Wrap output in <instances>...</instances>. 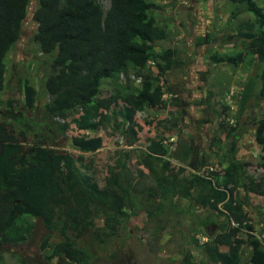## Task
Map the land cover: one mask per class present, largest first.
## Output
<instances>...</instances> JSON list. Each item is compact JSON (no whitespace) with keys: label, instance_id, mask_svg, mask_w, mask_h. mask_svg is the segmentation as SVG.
I'll use <instances>...</instances> for the list:
<instances>
[{"label":"trees","instance_id":"1","mask_svg":"<svg viewBox=\"0 0 264 264\" xmlns=\"http://www.w3.org/2000/svg\"><path fill=\"white\" fill-rule=\"evenodd\" d=\"M227 1L237 4L232 12L234 19L242 11L254 14V20H244L235 29L238 37L247 41L251 53L264 62V5L258 0ZM32 2L0 0V94L6 87L7 57L30 19L37 24L32 39L48 64L43 79L50 100L43 106L44 117L64 118L65 122L58 121L60 133L65 135L76 129L73 144L84 153H94L103 146V130L108 122L120 125L130 144L140 142L146 146L135 155L132 152L136 149L118 151L119 157L108 168L107 180L100 186L90 156L54 148L39 133H35L39 138L27 147L25 129L17 130L0 118V245L29 241L35 230L33 218L39 217L48 229L59 231L62 237L54 246L52 234L43 238L41 248L52 249L49 258L63 256L70 263L91 264L92 254L86 247L78 246L70 233L80 237L96 225L95 217L104 213L103 231L109 236L117 231L115 221H127L139 213V204L152 219L166 213L168 205L174 206L175 198L183 195L216 216V223L221 226L212 242L203 243L197 227L191 233V242L204 247L212 261L243 264L247 247L250 256L245 264H264V239L254 233L245 207L249 200L242 195V191L260 192L264 174L252 169V161L238 156L236 140L225 142L238 137V121L222 125L224 130L209 145L217 150L211 155L215 164L213 160L206 168L203 164L191 179L181 177L179 172L186 174L185 168L179 167L176 173L168 171L174 167V160H190V142H174L159 133L160 128L148 139L139 137L143 127L137 121V113L181 103V96H172V100L164 97L163 78L174 68L173 57L177 55L174 49H157V44L168 38L169 29L155 15L156 0H36L31 9ZM241 54L240 49L235 54L218 52L210 58L214 63L237 64ZM179 63L182 64L181 59ZM106 84L109 89L104 93ZM257 84V97L264 98V69L259 78H251L244 86L238 101L239 115L249 109L250 100L256 97ZM208 92L212 104L216 91L213 87ZM24 94L26 106L35 108L39 90L28 78ZM219 113L227 120L226 115ZM19 114L27 122L31 120L27 114ZM171 124L173 131L182 133L179 116ZM254 124L261 153L258 167H264V117ZM134 156L146 170L141 169V173L153 181L145 200L142 195L147 189H136L141 175L129 166ZM211 223L206 218L199 225L212 231Z\"/></svg>","mask_w":264,"mask_h":264},{"label":"rangeland","instance_id":"2","mask_svg":"<svg viewBox=\"0 0 264 264\" xmlns=\"http://www.w3.org/2000/svg\"><path fill=\"white\" fill-rule=\"evenodd\" d=\"M258 1L264 5L263 0ZM156 4L154 12L157 19L160 23L167 24L169 29L168 38L160 41L157 49H174L177 55L173 57L176 61L174 68L163 78L166 83L164 97L172 100V96H181V103L180 106L171 104L167 109H149L137 113V121L143 127L139 137L148 139L160 128L159 133L174 142L179 139L190 142V160L186 163L174 160V167L168 171L176 173L179 167L185 168L186 174L179 172L181 177L188 176L191 179L194 173H199L203 164L206 168L213 160L211 155L217 150L209 145L224 130L222 125L227 121L230 124L238 121V137L232 136L228 138L230 140L225 139V142L236 140L238 156L245 155L252 161V169L264 174V167H258L261 153L258 157L253 153L257 151L258 145L254 134L257 125L254 122L264 117V98L257 97L260 95L258 84L254 93L256 97L250 100L249 109L242 115L238 114V101L244 86L251 78H259L264 69V62L251 53L247 41L238 37L235 29L237 24L244 20H254V14L242 11L234 19L232 12L237 4L227 0H156ZM35 6L36 0H33L31 9ZM36 30L37 24L28 19L17 46L7 57L6 87L0 94V118L15 125L17 130L25 129L28 139L24 144L27 147L39 138L35 136V133H39L40 138L45 136L47 144L54 148L90 156L96 167L98 184L102 186L107 180L108 168L120 155L118 151L136 149L132 152L135 155L146 145L140 142L130 144V139L127 140L119 129L120 125L108 122L103 130V146L94 153H84L73 144L72 138L77 132L76 129L65 135L60 133L57 125L59 122H65L64 118L44 117L43 106L50 100L43 79L48 64L32 39ZM240 49L243 50V55H240L237 64L214 63L210 58L215 53L218 55V52L235 54ZM180 59L182 64L179 63ZM27 78L39 90L36 107L33 109H29L25 104L24 84ZM132 78L138 83L135 74H132ZM213 87L216 95L211 104L208 91ZM108 89L107 84L104 85V93ZM219 111L227 116V120L222 118ZM20 112L27 114L31 120L27 122ZM178 116L183 126L181 134L173 131L171 124ZM215 146L218 148V144ZM213 161L215 164V160ZM129 166L136 170L135 174L141 175L136 189L140 192L147 189L142 195L145 200L153 181L150 176L141 173L143 168L136 156L132 158ZM259 188L261 191L258 193L242 191V195L249 200L245 207L249 211V222L256 230L254 233L264 239V233H261L264 227V186ZM138 206L140 208L137 215L127 221H115L117 231L109 234L110 237L103 231L104 213H99L95 217L96 225L89 227L80 237H76L74 232L70 233L78 246L86 247L92 254L91 264H219L211 260L204 247H197L191 242L194 227L199 228L200 232L197 234L206 237V242H212L211 238L217 237L221 232V226L216 223V216L201 208L199 203L189 201L181 195L175 198L176 209L168 205L166 213L152 219L148 217L142 204ZM206 218L212 222V231H206L199 225V222ZM33 221L35 230L29 241L12 247L0 246V264H73L63 256L49 258L52 249L41 248L43 238L52 234L51 242L54 246L62 237L59 231L48 229L42 218L34 217ZM106 231L110 232V229ZM210 232L212 235H208ZM243 235L246 237V233ZM7 248L11 251L7 252ZM249 256L250 248L245 247L243 264L248 261Z\"/></svg>","mask_w":264,"mask_h":264},{"label":"crops","instance_id":"3","mask_svg":"<svg viewBox=\"0 0 264 264\" xmlns=\"http://www.w3.org/2000/svg\"><path fill=\"white\" fill-rule=\"evenodd\" d=\"M254 153V156H257L258 157V155H259V153H260V146L259 145H257V151L256 152H253ZM241 157H243V158H245V159H247V157L244 155V156H241ZM248 160V159H247ZM16 245V244H15ZM2 248H4V247H12V246H14L13 244H10V245H0ZM7 252H10L11 250L10 249H8L7 248V250H6ZM2 253H3V251H1ZM10 254H12V253H10ZM22 262H24L25 263V261L24 260H22Z\"/></svg>","mask_w":264,"mask_h":264},{"label":"built area","instance_id":"4","mask_svg":"<svg viewBox=\"0 0 264 264\" xmlns=\"http://www.w3.org/2000/svg\"><path fill=\"white\" fill-rule=\"evenodd\" d=\"M198 237H200V239H201L202 242L206 241V237H203V236H201L199 234H198Z\"/></svg>","mask_w":264,"mask_h":264},{"label":"clouds","instance_id":"5","mask_svg":"<svg viewBox=\"0 0 264 264\" xmlns=\"http://www.w3.org/2000/svg\"><path fill=\"white\" fill-rule=\"evenodd\" d=\"M207 241V240H206ZM206 241H204V242H206Z\"/></svg>","mask_w":264,"mask_h":264},{"label":"flooded vegetation","instance_id":"6","mask_svg":"<svg viewBox=\"0 0 264 264\" xmlns=\"http://www.w3.org/2000/svg\"><path fill=\"white\" fill-rule=\"evenodd\" d=\"M74 264V263H73Z\"/></svg>","mask_w":264,"mask_h":264}]
</instances>
